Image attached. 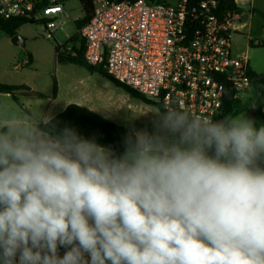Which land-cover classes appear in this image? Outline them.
Instances as JSON below:
<instances>
[{"label":"clouds","instance_id":"9594fccd","mask_svg":"<svg viewBox=\"0 0 264 264\" xmlns=\"http://www.w3.org/2000/svg\"><path fill=\"white\" fill-rule=\"evenodd\" d=\"M148 125L117 154L0 112V264H264V126L179 107Z\"/></svg>","mask_w":264,"mask_h":264},{"label":"built area","instance_id":"2783aa9c","mask_svg":"<svg viewBox=\"0 0 264 264\" xmlns=\"http://www.w3.org/2000/svg\"><path fill=\"white\" fill-rule=\"evenodd\" d=\"M91 1L92 15L79 31L84 60L103 63L111 78L163 110L179 107L215 120L227 90L236 98L252 89L247 56L233 55L231 41L247 26L241 7L249 0ZM57 14L67 16L58 0H0L1 20L42 17L46 37L57 28L49 19Z\"/></svg>","mask_w":264,"mask_h":264},{"label":"rangeland","instance_id":"374dc122","mask_svg":"<svg viewBox=\"0 0 264 264\" xmlns=\"http://www.w3.org/2000/svg\"><path fill=\"white\" fill-rule=\"evenodd\" d=\"M174 0H168L173 3ZM67 14H57L49 19L57 26L51 36L46 37L42 32L44 18L23 24L15 35L22 43L11 42V37L0 32V84L25 85L30 94L16 93L17 102L11 96L0 94V112L12 106L20 113L27 114L30 108L32 92L39 94V110L48 104L49 99H55L54 108L59 111L65 104H77L87 107L103 118L125 127L134 126L137 129L148 125L149 117L158 113L153 105H148L139 99L130 97L113 82L85 68L70 64L59 63L55 49L70 48L69 39L79 37L74 21L82 17L79 0H58ZM251 7V12L248 7ZM245 12L243 21L247 27L241 30V35H233V55L245 54L251 72L257 76L264 75V0H249L241 7ZM251 13V17L247 13ZM247 38L259 40L262 45L247 44ZM78 42L74 44L77 45ZM247 44V45H246ZM27 61V64H24ZM56 82V95L53 96V83ZM254 91L248 90L238 97L239 114L247 117L253 110ZM264 111V109H263ZM148 113L147 116H144ZM264 126L262 121L255 122V127ZM151 130L150 125H148Z\"/></svg>","mask_w":264,"mask_h":264},{"label":"trees","instance_id":"16d2710c","mask_svg":"<svg viewBox=\"0 0 264 264\" xmlns=\"http://www.w3.org/2000/svg\"><path fill=\"white\" fill-rule=\"evenodd\" d=\"M149 2H165L168 0H147ZM82 17L74 21V25L78 31L89 21L92 11L93 4L91 0H79ZM28 20L22 18H14L11 20H1L0 19V31L4 32L7 36L12 37L15 32ZM31 22V21H30ZM78 42L77 45L74 44ZM68 44H71L70 48L64 46L63 50L55 49L56 59L59 63H70L74 65L81 66L85 68L88 72H97L113 82L117 87L121 88L130 97L141 100L142 102L155 106L159 112L164 111L159 102L154 99L145 97L132 88L114 80L105 71L103 63L92 66L89 65L84 60V40L78 36H74L69 39ZM249 76L254 80L252 85V90L254 91L253 97V110L248 112L247 117L252 118L255 122L262 121L264 123V75L257 76L250 70ZM26 92L30 94V89L25 85H7L0 84V94L10 95L11 98L17 102L15 96L16 93ZM32 94H35L32 92ZM39 96V94H37ZM56 95V82L53 83V96ZM239 99L234 98V92L232 90H227L224 95L223 109L217 115L215 120L224 119L227 116H235L239 112ZM53 124L56 125L57 130L63 128L65 125L75 127L80 135L85 138H91L93 135L96 136L97 142L105 145L111 146L117 154H122L124 151L122 144V137L125 135L126 128L115 124L101 115L95 113L94 111L88 109L87 107L68 104L60 113L52 117Z\"/></svg>","mask_w":264,"mask_h":264},{"label":"crops","instance_id":"0c3cea01","mask_svg":"<svg viewBox=\"0 0 264 264\" xmlns=\"http://www.w3.org/2000/svg\"><path fill=\"white\" fill-rule=\"evenodd\" d=\"M252 10V8H251ZM250 10V12H251ZM253 11V10H252ZM249 12V15L248 17H251V13ZM247 27V26H246ZM22 94H26L28 95L29 93H26V92H21ZM35 94H32V98H29L30 100V108L28 109V112L26 115H31L33 114L34 112H38L39 111V101H41V97H38V93L34 92ZM7 95V94H5ZM10 96V95H9ZM56 100L55 99H49L48 101V104L43 106V110L42 112L50 115L51 117H54L56 114L60 113L68 104H65L61 109H59V111H56L55 108H54V101ZM89 109V108H88ZM91 110V109H90ZM8 111H14V112H17V113H20L18 110H15L12 106L8 109Z\"/></svg>","mask_w":264,"mask_h":264},{"label":"water","instance_id":"95a60500","mask_svg":"<svg viewBox=\"0 0 264 264\" xmlns=\"http://www.w3.org/2000/svg\"><path fill=\"white\" fill-rule=\"evenodd\" d=\"M11 42H12V43H15V44H20V43H22V39L19 38V37L16 36V35H14V36L11 37Z\"/></svg>","mask_w":264,"mask_h":264}]
</instances>
